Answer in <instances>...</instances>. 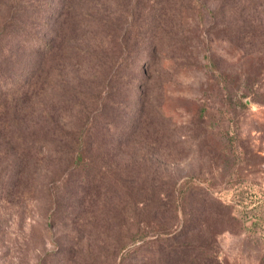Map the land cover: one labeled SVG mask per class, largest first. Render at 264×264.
<instances>
[{
  "label": "trees",
  "instance_id": "trees-1",
  "mask_svg": "<svg viewBox=\"0 0 264 264\" xmlns=\"http://www.w3.org/2000/svg\"><path fill=\"white\" fill-rule=\"evenodd\" d=\"M36 1L7 0L0 23V166H15L12 178L30 158L33 166H42L41 158L47 155L45 166H55L46 186L48 224L75 232L95 220L124 227L116 238L124 261L138 258L143 250L148 264H220L221 253L201 243L199 231L211 216L236 219L241 210L233 198L221 199L215 193L219 190L199 177L200 170L183 178L172 174L170 165L190 160L200 145L197 138L185 135L193 128L167 120L162 108L165 84L147 69L155 65L161 43L177 41L178 36L167 40L163 34L162 22L173 6L180 17L186 4L199 18L226 12L227 21L233 22L222 37L240 44L251 33L252 23L236 14L264 11V0H215L212 10H202L206 0H119L118 13L132 18L112 56L111 73L94 93L95 107L81 106L80 116L72 112L67 121L45 116L35 132L24 134L14 128L11 117L6 118L5 110L24 104L28 88L33 97L47 87L48 63L55 53L58 61L62 59L64 37L74 20L69 1ZM143 4H150L149 9ZM226 91L207 103L208 123L202 118L207 107L199 105L197 128L223 140L225 148L214 154L230 176L242 161L237 116L246 102L244 93ZM76 94L86 99L93 95ZM212 167L217 166H208Z\"/></svg>",
  "mask_w": 264,
  "mask_h": 264
},
{
  "label": "rangeland",
  "instance_id": "rangeland-1",
  "mask_svg": "<svg viewBox=\"0 0 264 264\" xmlns=\"http://www.w3.org/2000/svg\"><path fill=\"white\" fill-rule=\"evenodd\" d=\"M118 1H36L51 5L68 2L74 20L64 37L62 59L58 61L55 53L48 63L47 87L33 97L28 88L26 97H22V101L26 100L24 104L15 110H5L6 118L11 117L16 130L29 134L35 132L45 116L67 121L72 112L80 116L79 107H95L94 93L111 73L112 56L118 53L122 32L132 18L125 19L118 13ZM205 2L202 10H212L216 5L215 0ZM7 3L0 0V23ZM143 5L149 9L150 4ZM185 8L181 17L174 6L165 15L164 38L178 36L177 41L169 39L166 44L161 43L156 50L155 65L147 69L165 84L162 108L167 120L193 128L185 131V135L197 138L200 145L190 160L170 165V170L181 178L196 175L200 170L199 177L211 182L221 199L233 198L237 202L240 218L211 216L207 226L199 231L201 235L197 234L201 243L219 250L220 264H264V11L236 14L237 19L252 23L251 33L236 44L233 39L222 37L230 32L228 25L233 22L227 21L226 12L211 19L207 15L199 18L190 4ZM180 26L184 29L181 32ZM206 36L208 40H204ZM228 89L244 93L246 102L237 116L242 161L230 176L222 171L219 157L214 154L225 148L223 140L214 132L197 128L199 105L207 107V103H213ZM81 91L93 95L82 98L76 94ZM21 95L17 94L18 101ZM208 113L207 107L205 115H200L207 123ZM47 162L48 156L44 155L42 166H33L30 158L12 178L11 168L15 166H0V264H148L141 255L143 250L129 262L122 258L116 238L124 227L113 224L109 227L110 223L105 227L95 220L75 232L48 224L46 186L55 166H45Z\"/></svg>",
  "mask_w": 264,
  "mask_h": 264
}]
</instances>
